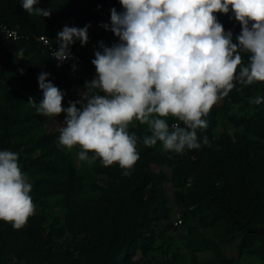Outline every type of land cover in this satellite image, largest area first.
<instances>
[{
	"label": "trees",
	"instance_id": "16d2710c",
	"mask_svg": "<svg viewBox=\"0 0 264 264\" xmlns=\"http://www.w3.org/2000/svg\"><path fill=\"white\" fill-rule=\"evenodd\" d=\"M105 6L120 12L119 0H39L35 7L52 11L50 17H42L26 12L21 0H0V25L16 28L21 34L19 39H12L0 30V151L14 152L10 137L16 124L36 118L42 127L38 136L27 140L18 153L19 164L32 184L30 195L36 211L19 230L0 221V264H18L9 254L19 255L26 245L41 247L52 264H70L73 251L56 245L62 226L67 224L75 234L86 235L90 231L88 217L114 209L122 189L127 190L137 209L138 233L100 232L97 247L103 264H125L138 251L146 254L155 238L154 230L147 228L150 213L160 209L165 183L174 191L175 214L179 212L181 217L180 223L174 225L190 217L199 227H209L218 240V243L210 242L216 249L218 264H235L234 258L221 250L222 244L235 247L238 254L264 255V103H250L251 98L264 97V83L250 86L237 83L222 99L229 121L234 127L243 125L251 136L242 133L240 142L226 131L213 135L211 126L217 113L213 106L205 117L207 128L197 131L199 149L177 154L164 151L161 144L156 151L154 146L142 144L138 148L140 158L130 176L122 175L121 168L114 173L113 165L105 167L97 159L99 171L108 177L104 193L71 203L65 209L60 207L59 202L65 198L63 191L70 189L74 180L73 165L59 146L60 128L45 125L43 115L28 101L32 98L37 106L42 101L38 76L48 73L47 79L65 94L62 103L67 108L69 85L88 79L87 71L95 67L91 63L95 56L80 50L76 45L78 40L70 46V50L79 52L85 59L82 74L75 77L49 56L37 37L57 36L66 25L78 28L90 25L94 30ZM216 16L225 31H232L234 38L239 35L241 26L231 12ZM243 59L246 64V54ZM71 78L76 80L71 82ZM247 120L254 126L245 123ZM130 129L142 134L148 128L136 121ZM150 134L147 130L143 135ZM204 137L208 139L207 145L203 143ZM143 157L146 164L140 168ZM48 195L55 204L50 213L43 212L42 205ZM189 264H197L193 254Z\"/></svg>",
	"mask_w": 264,
	"mask_h": 264
},
{
	"label": "clouds",
	"instance_id": "9594fccd",
	"mask_svg": "<svg viewBox=\"0 0 264 264\" xmlns=\"http://www.w3.org/2000/svg\"><path fill=\"white\" fill-rule=\"evenodd\" d=\"M39 0H21L29 14L50 17L52 11L35 7ZM123 11L111 9L110 25H102L119 39L111 47L100 41L91 63L96 76L85 82L81 98L63 107L64 93L38 76L43 99L29 98L46 117L65 114L59 146L78 148V159L105 167L118 164L130 176L139 160L138 137L129 126L138 121L150 135L142 142H160L166 152L183 154L199 149L197 131L207 128V117L239 83H264V0H119ZM231 12L240 24L235 38L225 31L216 13ZM64 26L57 33L52 57L66 61L70 46L88 43V29ZM235 39V42H234ZM243 54H247L245 64ZM250 103L260 105L264 97ZM80 105V107H77ZM175 122L171 125L168 119ZM203 143L208 144L207 137ZM91 154V155H90ZM32 184L16 152L0 151V221L19 230L34 215Z\"/></svg>",
	"mask_w": 264,
	"mask_h": 264
},
{
	"label": "rangeland",
	"instance_id": "374dc122",
	"mask_svg": "<svg viewBox=\"0 0 264 264\" xmlns=\"http://www.w3.org/2000/svg\"><path fill=\"white\" fill-rule=\"evenodd\" d=\"M110 23L109 17L98 19L92 36H89L88 43L83 46L85 49L79 46L81 44L79 40L76 41L78 48L94 56L96 51L102 50L100 49V41H103L104 45L108 47L119 43L118 37L102 26L104 24L110 25ZM87 75L89 77L86 81H91L95 78V67L89 69ZM75 80V78H71V82ZM86 81L83 83L76 81V83L69 85L67 96L70 98V101H76L81 98V93L85 91ZM222 105L223 100L214 105L217 108V113L214 115L215 123L211 126L213 135L217 136L221 131H226L235 141L240 142L243 138L242 133L245 136H251V133L243 125L239 127L233 126ZM77 107H80V105H77ZM43 119L44 124L48 125L49 128L59 129L63 127L65 114L62 113L57 117L43 116ZM245 123L249 126H254L251 121L247 120ZM41 128L36 118L16 124L12 128V135L10 137L14 152L18 154L25 147L24 143L27 140L38 136ZM147 130L145 129L142 134L135 133L138 137L137 150L142 146L143 142L141 138ZM129 132L134 133L131 131L130 126ZM159 145L160 142H157L153 150L156 151ZM63 150L67 152L73 165L74 180L71 188L63 191L65 198L59 202L60 207L65 209L71 203L81 202L97 194H103L107 186L108 177L105 173L99 171L98 160L89 164L87 161H80L78 159V148H73L71 151L65 148ZM144 158L145 160L139 165L140 168L145 167L146 157ZM112 169L114 173H117L120 167L118 164H114ZM22 170L26 171L24 168ZM116 180L121 181L118 177ZM162 193L163 195L160 196L159 203L160 209L150 213L151 218L147 226L148 229L152 228L155 233L153 247L146 254L138 251L125 264H189L191 254L195 256L197 264H218L216 249L210 243H218L212 230L209 227H199L196 221L190 217L186 218L181 224L174 225L177 207L174 202V191L170 185L165 183ZM45 198V203L42 204L43 212L50 213L54 210L55 204L51 200L49 201V195ZM137 222H139L137 209L131 202L127 190L122 189L114 209L88 217L87 227L90 231L86 235L75 234L67 224H64L61 233L56 237V245L63 250L68 249L73 251V258L70 260V264H103L102 254L97 247L100 232H109L115 235L138 233V228H136L138 227ZM221 250L227 256H232L235 264H264V255L246 252L238 254L235 247L223 244L221 245ZM19 252V255H15L13 252L9 254L18 264H52L45 257L43 249L37 245H26Z\"/></svg>",
	"mask_w": 264,
	"mask_h": 264
},
{
	"label": "built area",
	"instance_id": "2783aa9c",
	"mask_svg": "<svg viewBox=\"0 0 264 264\" xmlns=\"http://www.w3.org/2000/svg\"><path fill=\"white\" fill-rule=\"evenodd\" d=\"M111 9L112 6H105L100 10L99 13V17L100 18H107L110 16L111 14ZM122 6H120V12H122ZM0 30L4 33V35L6 37H10L12 39H19L21 34L19 33V31L16 28H12V27H8L5 25H0ZM93 34V29L89 28L88 29V36H92ZM56 37H50L46 34H40L38 35L37 39L41 42V44L46 48L47 53L49 54V56L55 60L56 62H58V64L60 66L63 67L64 71L69 74V75H73L75 77H79L82 74V70L84 68V64H85V59L84 57L77 51L74 50H70L72 53V57L69 58L66 61H58L55 58H53L52 55V50L54 48H57L58 45L56 44ZM173 122H175L172 118L169 121V124L171 125ZM175 223H180L181 221V217L179 212H176L175 214Z\"/></svg>",
	"mask_w": 264,
	"mask_h": 264
},
{
	"label": "crops",
	"instance_id": "0c3cea01",
	"mask_svg": "<svg viewBox=\"0 0 264 264\" xmlns=\"http://www.w3.org/2000/svg\"><path fill=\"white\" fill-rule=\"evenodd\" d=\"M76 45H77V42H76ZM80 47L84 48L81 44H79ZM85 49V48H84ZM87 53V52H86ZM89 53V52H88Z\"/></svg>",
	"mask_w": 264,
	"mask_h": 264
}]
</instances>
